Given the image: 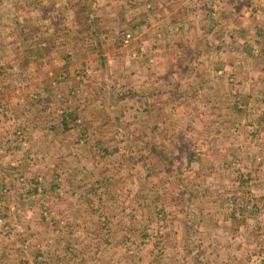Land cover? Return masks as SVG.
<instances>
[{"label":"crops","instance_id":"0c3cea01","mask_svg":"<svg viewBox=\"0 0 264 264\" xmlns=\"http://www.w3.org/2000/svg\"><path fill=\"white\" fill-rule=\"evenodd\" d=\"M19 1L28 3V0ZM112 1H104L98 12H101L100 16L107 14L104 17L106 22L111 21L117 11L113 10ZM206 1L164 0V14L150 15V11H163L157 6L158 1L151 0L153 9L147 0H122L118 11L119 27L141 28L137 34L139 39H134L129 47L132 50H125V45L117 37L98 41L65 39V43L72 47L68 49L71 60H96L97 57L103 60L108 82L111 79L114 85L126 83V86L136 90L137 98L134 101H137V105L132 101L133 105L127 106L129 111L125 115L120 111L123 115L118 117L114 113L119 108L112 105L110 114L114 115L113 118L105 117L101 124H105L106 128L94 131L87 125L94 124L96 120L81 125V121L69 112L68 105L74 98L69 94L66 96L65 87L62 89L63 85L60 86L61 81L57 79L59 76L52 77L51 71H48L46 75L50 76V80L41 81L45 88L41 90L49 92L48 100L55 101L64 111L55 113L54 117H48L43 122L38 121L32 128L33 132L43 134L42 140H39L42 147L48 146L51 140L56 141L55 135L60 134L54 157H65L66 154L75 157L83 144L86 153L92 152L95 149L89 141L95 135L107 138L112 134L116 138L119 133L121 137L118 140L126 143L122 146L124 149L117 147L108 151L110 148L105 147L101 152L105 158L111 155L123 158L113 164L107 159L106 165L104 163L97 169L93 165L91 170L73 162H67L65 166L55 162L51 168L55 179L49 183L56 195L51 217L53 224L47 221L41 224V221L35 220L37 216L29 219L32 216L29 213L25 220L30 224L36 223V229L28 228L23 223L24 227L19 230L13 224V221H17L14 211L8 209L12 233L5 236L8 237L5 242L1 239L3 232L0 231V264H63V261L69 264L113 263L114 258L110 257L108 249L117 246L124 250L119 244L108 242L109 239H118L111 235L113 232H108V241L98 246L93 245L94 241L88 238L90 234L86 233L98 225L97 208L101 207V212L110 210L111 204H114L112 199L116 198L113 192L120 196V193L124 195L126 188H137L140 177L150 184L151 199H147L146 203L157 212L151 209L149 215L143 212L136 214L137 230L136 227L129 230H133L132 235L137 236L135 242L147 241L141 245L137 261L132 256L131 262L124 250L122 264H152L154 257H157L158 264H249V255L264 247V16L255 19L249 14L256 7L235 13L231 0H213V11L219 17L218 21H214V39L208 37L201 39V44L197 43L200 39L196 38L208 36L203 30L205 26H201L203 29L191 28L189 37L193 39H185L186 33L182 30L171 39L168 32L173 28L178 29L175 23L181 20V16L187 17L186 21L189 22L187 13H193L197 4L204 7ZM11 3L12 0L0 2V10L5 5L8 10ZM232 13L235 15L230 17L228 14ZM237 13L245 15L244 18L249 19L247 23L253 26H245L247 29L229 26L236 21ZM220 17L228 22L224 23ZM254 25L262 33V36L256 33L258 39H254ZM241 29L245 30V35L239 31ZM165 31L169 39H162ZM27 42V39L23 40L22 46ZM2 43L0 39V46ZM5 43L8 45V41ZM42 43L45 41L42 40ZM256 46L260 47L258 55ZM10 56L15 57V53ZM24 59L30 60V56L26 55ZM28 68L22 69L28 71ZM231 72L234 76L241 75V84L232 87L227 79ZM89 73L98 71L89 68ZM26 88L24 90H28ZM61 90L65 94L63 97L56 95ZM130 96L126 98L131 99ZM239 97L245 100L242 109L236 103ZM135 106L138 115H135ZM144 121L149 123V131L142 133H149V141H146L147 146L140 145L143 148L137 150V141L141 140L137 137V125L140 127ZM28 125L25 122L14 131L2 133L0 137L1 144L19 142L16 149L5 148L1 152L5 158H12L10 163L23 160L24 145L20 144V139H25L27 143L31 140L23 138ZM110 125H114L116 133H112ZM80 126H83L81 131ZM68 137L71 138L66 143ZM257 156L261 159L257 160ZM233 159L237 162L233 163ZM82 171L89 175L101 172L89 183L86 189H90L86 192L89 196L79 190L85 187L78 175ZM40 172L44 177L50 175L47 170L44 172L40 169ZM114 172L118 176L113 175ZM113 181H117L119 186L115 187ZM0 186L4 189L3 193L5 186L8 188L7 194L12 193L10 197H4H7L6 201L0 202L15 209L17 199L13 195L17 194L20 185L5 181V186L2 182ZM41 188L44 191L45 186ZM134 194L137 195V191L134 190ZM86 200L90 207L83 209L82 204ZM138 202L144 204L141 200ZM238 208H241L240 216L236 213ZM159 210L163 213L162 217L158 215ZM3 214L0 213V216L4 217ZM101 218H105L104 215ZM82 222H94L91 228V225H86L85 233L80 238L84 240L86 237L83 248L76 237L82 229ZM98 230L96 228L92 234L96 235ZM123 230L125 228L118 231L116 237H123ZM97 235L105 236L100 231ZM18 246L21 250L24 246L29 250L19 254L15 250ZM52 253L55 254L53 259Z\"/></svg>","mask_w":264,"mask_h":264},{"label":"rangeland","instance_id":"374dc122","mask_svg":"<svg viewBox=\"0 0 264 264\" xmlns=\"http://www.w3.org/2000/svg\"><path fill=\"white\" fill-rule=\"evenodd\" d=\"M18 1L19 0H12L13 3L8 6V10L6 5L4 9L0 10V39L3 41L2 46H0V121H2V124H0V137L2 138V133L6 131H14V129L21 127L23 123L26 122L30 125H28L29 129L24 130L23 138L27 137L28 139L31 138V140H28L27 143L25 139H20V144L24 145V154L21 158L25 161L23 163V160H19L18 163L15 162V164L10 163L12 158H5L1 152L5 148L16 149L15 147L19 142L10 141L9 144H1L0 141V182H2L4 186L5 181H12L13 183L20 185L16 190L17 194L13 195V197L17 199L15 209H12L14 207L11 208L9 204L8 206L4 204V202H0V213H4V217L0 216V231L3 232L1 235L2 241H5L6 238L8 240V237L5 236L12 233L10 224L11 222L7 217L9 211L8 209L14 211L17 221H13V224L15 227L19 228V230L24 227V225H22L23 223L28 228L36 229V223L30 224V222H26L25 220L26 215L29 213L32 215L31 217H28L29 219L37 216V219L35 220L41 221V224H43L45 221H47V223H52L51 217H53L52 215L54 213L53 202H55L54 199L56 195L53 194L54 188H51L49 183L55 179V177H53V172H51V168L55 162L57 164L61 163V165L64 166L67 162L70 164L74 163L76 165H81L80 167L86 169L89 168L91 170L93 165L96 166V169L101 168L102 164L104 163L106 165L107 159H110V163L113 164L117 163L121 158H123L119 155H111L109 157L106 156L105 158V155L101 152V149L105 147L110 148L108 151H112L114 148H122V146L126 145L125 142L118 140L121 137V134L119 133L118 137L116 138L115 136L112 137V134L108 135L110 137L107 138H102L99 135H95L89 141L90 146H93L95 150L92 152L88 151V153H86L84 151L85 146L82 143L83 146L80 147V150H77V153L79 154H75V157H70L68 154H66L65 157H54L55 146L58 145L57 141L60 138V134L55 135V138L57 139L56 141L51 140L49 143H47L48 146L42 147V144L39 142V140H42L43 134L33 132V126L37 125L36 123L38 121L43 122L48 117H54L55 113L61 114L64 111V109H62V107L55 101L51 99L48 100L49 92L44 93L41 90L45 89L43 88V82L41 81L50 80V76L46 75L49 73L48 71H51L50 74L52 77H56V75H58L59 77H57V79L59 81H66V83H59L60 86L63 85L62 89L65 87L66 96L69 94L71 98H74L71 104L68 105V108L71 110L69 112L74 115L76 119L81 121V125H87L89 120H96L94 124L87 125V127H92L89 128L93 129L94 131L106 128L105 124H101L105 117H112L114 115L118 117L119 115L122 116L123 113L125 115L129 111L127 108L128 104L137 105V101H134V99L137 98L135 94L137 93L136 90L126 86V83L122 85L116 83V86L112 83L111 79L108 82L106 72L104 71L105 69L103 60H100L97 57L96 60L75 59V61H73L68 57L70 55L68 52L70 44L65 43V39H77L78 41L84 39H97L98 41V39H116L117 37L121 40L120 31L122 29H126L131 32L132 38L127 43H124L122 40L121 42L125 45V50H132L133 48L129 47L133 43L134 39H139L137 38V34L140 32L141 28L138 26L137 28L134 26L119 27L121 22L118 11L120 10V3H123L121 2L122 0L112 1L113 10L117 11H115V14L112 16V20L109 22L104 21V17L107 14H102L101 16V12L98 14V12L102 9V4L104 1L106 2V0H30V3L29 0L28 3H21ZM153 1H158L157 6L163 8V11H150V15H163L165 12L164 0H152V2ZM0 2H4V0H0ZM147 2L151 7H153L151 0H147ZM213 2V0H207L204 3V7L202 8L201 5L197 4L196 10L193 13H187L188 17H190L189 22L186 21L187 17L179 15L181 16V20L179 19L175 23L176 26H178V29L176 30L173 28V30L168 32V35L171 37V39L179 32V30H182L186 33L187 36L184 35L185 39H193L189 37V35L191 36L192 33V31H190L191 28L196 27L197 29L201 28V26H205V29H201H203L204 33L208 34V36L203 35L196 38L200 39L197 41V43L201 44V39H207L208 37L214 39L216 30L214 21H218L219 17L217 13L213 11ZM149 4L147 5L149 6ZM231 4L234 5L232 10L236 9L235 13L238 11L240 12L241 9H253L256 7L258 10L254 8L255 10L250 11L249 14L253 15L255 19H262L261 16H264V0H231ZM237 14L238 16L236 21L230 23L229 26L234 27L237 25L243 28L245 26L251 27L252 24L247 23L249 22V19L247 20L244 18L245 15L242 16L241 13ZM228 15L231 17L235 14L232 13ZM56 18L60 19L57 20ZM157 19L161 18L157 17ZM222 19L223 18L220 17V20ZM223 22L226 23L228 21L225 22L223 19ZM59 23L60 26H56ZM183 24H185V26ZM244 29L239 30L243 33L242 35H245ZM253 29H255V31L253 30L255 32L254 39H258L256 38V33L261 34L262 36L261 31L257 29L255 25ZM168 35L165 31L164 38L162 39H169ZM25 39H27L28 42L25 44V46H22V42ZM177 39L182 38L177 37ZM42 40L45 41V43H42ZM5 41H8V45L5 43ZM198 44L195 46L198 47ZM71 48L72 47L70 46V49ZM256 48V55H258L260 53V47L256 46ZM14 53L15 57L10 56V54L14 55ZM26 55L30 56V60H22ZM126 63L129 64L127 61ZM193 65H195V63H193ZM5 66L9 67L5 68ZM27 66H29L28 71L22 69L23 67ZM243 66L240 68H243ZM15 67L16 70H13ZM89 68H96L98 73H89ZM240 77L241 75L234 76L232 72L230 74L228 73L227 75L228 82L231 83L232 87L241 84L242 78ZM63 78H65V80H63ZM115 82H117L116 79ZM111 85H113V87H111ZM25 88L28 90H24ZM109 91L110 94L108 93ZM65 94L62 93L61 90V92L59 91V94L56 95L63 97ZM131 94L132 96H130ZM111 95H116L118 98L113 99ZM127 96H130L131 99L126 98ZM132 101L133 104H131ZM244 102L245 100H243V98H237L236 103H238V108H244ZM112 105H116L119 108V110L116 111L114 115L110 114V107H112ZM134 109L136 110L135 115H138L137 106H135ZM144 110L147 109L145 108ZM144 110L141 112L143 113ZM120 111L123 113L121 114ZM110 126H112V133H116L117 131L114 125ZM123 126L124 125H122V127ZM145 126H147L148 129H144ZM81 127L83 126L79 127V131H81ZM39 130L41 129H36V131ZM146 131H149V123L144 121L140 127L137 125V137L138 139H141L140 142L137 141V150H139V148H143L140 147V145L144 147L148 145V142L146 141H149V133H142ZM69 135L71 136V134ZM71 137L66 138V143ZM23 141L26 142L23 143ZM71 142L73 143L72 140ZM65 152L68 153L67 150H65ZM6 155L9 154L7 153ZM256 159L260 160L261 157L257 156ZM232 162L235 163L237 160L233 159ZM137 165H140V163ZM6 168L8 169L6 170ZM38 168L44 172L47 170V174L50 175H48V177H44L45 175H43L41 172L38 173L40 170ZM4 173L6 176H4ZM99 174L89 175L87 172H80V174H78L80 176L79 179L80 181H83L82 183L85 184V187L80 188L79 190H83L84 193L89 192L90 189L86 191V189L89 187V183H91V181H93L96 176H99ZM112 174L118 176V173L114 172ZM140 178L141 181L137 182V188H126L124 195L120 193V196H118L119 194L117 195L116 192H113V195L116 196V198L112 199L114 204H111L110 210L108 209L109 212L108 210L101 212V207L97 208L99 219L96 221H98V225L96 224L92 227L91 224L94 222H82V229H80L79 234L76 235V237L79 238L78 242L82 243V248L83 245L86 246V242H84L86 237L84 236V240H81L80 238L83 237L82 234L85 233V228L88 225H91L89 227H92V231H95L97 228L100 229L98 231L105 235L103 237H101V235H97L98 231L96 235H93V232L90 229V232H87L86 234H90V237L88 238L94 241L93 245L97 244L98 246L102 243H106V241H108V239H106L108 237L106 234L108 232H113L111 235L118 239H109L108 242L112 244H119L120 247H123L128 254L125 255L131 258V262L133 261L132 256L137 261V255L140 251L139 249L141 245L147 240L144 239L135 242L137 241V236L134 235V237L132 235L133 230H129V228L131 229L136 227L137 230V213L143 212L149 215L151 209H154V207L152 208L150 204L146 203L147 199H151V190L149 188L150 184L147 181H142V177ZM113 183L116 185L115 187L119 186L117 181H113ZM42 184L45 186L44 191L41 188L43 187ZM3 190L4 189L0 186V201H6L7 197L12 195V193L7 194L8 188L6 189V186L4 193L2 192ZM127 190H129V192L127 195H125ZM134 190L137 191V195L134 194ZM5 196L7 197L4 198ZM87 196L89 195L87 194ZM94 199L96 200L97 198L95 197ZM140 200L144 204H139L138 201ZM86 206L88 208L90 207L87 203V200L82 204L83 209H85ZM240 210L241 208H238L236 213L238 214ZM99 212L101 215H104L105 218L102 219ZM154 212H157V209H154ZM158 212L159 217H162L163 213L160 210ZM107 215L108 218H106ZM238 215L240 216V214ZM123 228H125V230H123V237L120 235L119 237H116L117 232ZM50 230L53 232V227H51ZM148 233L151 237L150 232H147V234ZM148 236L145 238L149 239L150 237ZM20 241L21 238H19V242ZM7 245L8 244H6V246ZM23 248L24 249L21 250L18 246V249L15 250L19 254H22V252L27 253L29 248L25 246ZM108 251L111 253L109 254L110 257L114 258L113 263L111 264L123 263V258H121V255L124 254L125 251L123 252L120 248H117V246L109 248ZM85 255L87 254L85 253ZM51 256L53 259L55 254L52 253ZM86 258L88 260V256ZM111 258L109 259L111 260ZM115 259L120 260L115 261ZM152 262V264H154V262H157V264L159 263L157 257H154ZM75 263L76 262H72V264ZM63 264L69 263H65L63 261Z\"/></svg>","mask_w":264,"mask_h":264},{"label":"built area","instance_id":"2783aa9c","mask_svg":"<svg viewBox=\"0 0 264 264\" xmlns=\"http://www.w3.org/2000/svg\"><path fill=\"white\" fill-rule=\"evenodd\" d=\"M120 37L124 43H127L132 38V34L129 30L122 29L120 31ZM154 264H157V262H154ZM249 264H264V247L259 248L255 253L250 255Z\"/></svg>","mask_w":264,"mask_h":264}]
</instances>
